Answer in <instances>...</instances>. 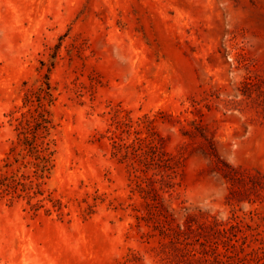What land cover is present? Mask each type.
I'll use <instances>...</instances> for the list:
<instances>
[{"label":"rangeland","instance_id":"1","mask_svg":"<svg viewBox=\"0 0 264 264\" xmlns=\"http://www.w3.org/2000/svg\"><path fill=\"white\" fill-rule=\"evenodd\" d=\"M47 77L41 170L11 150ZM133 161L176 166L162 195L206 254L141 238ZM0 176V264H264V0H0Z\"/></svg>","mask_w":264,"mask_h":264},{"label":"trees","instance_id":"2","mask_svg":"<svg viewBox=\"0 0 264 264\" xmlns=\"http://www.w3.org/2000/svg\"><path fill=\"white\" fill-rule=\"evenodd\" d=\"M34 93L33 90L26 92L25 101L27 105L33 103L32 97ZM37 97L38 104L35 106L34 110L29 109L27 112H22L19 117L15 118L17 121L16 129L18 130V141L14 143L11 152L13 154L17 144L23 145L28 154L35 158L36 161L34 165L39 168L41 167V170H45L47 169L52 154L49 149V142L45 140L51 123L46 102H52L54 99L52 86L48 81V77L41 84ZM127 147H132L134 149L135 144H129ZM153 147L155 149L151 148V151L143 150V152L142 150L137 152L138 149H135L137 160L142 163L145 168H149V164L152 163L158 164V167H162L159 162L165 160L158 152L157 145ZM125 157H127V155H125ZM135 163L136 161H133L130 164L132 168V191H138L144 199V211L135 214L137 220L136 226L141 232V238L149 242V239L160 235L168 239V242L171 243L182 238V240L185 241V253L188 256L197 257L199 253L202 255L206 254L207 250L205 246H207V242H202L201 238L198 237L196 241H198L203 248L202 250H198L193 243L189 242V237L186 234L188 232L187 230L190 229L191 222L194 220V215L188 211V208H184L185 212L183 216L178 218L176 216V210L166 205L165 198L162 195L163 192L169 191L172 187V179L174 173H176V166L172 164H163L166 175L162 174L161 179H154L153 176L141 174V172L145 171L144 168L142 166H136ZM2 176L5 178L7 177L6 175ZM2 176H0V178ZM157 183L158 185L156 186ZM29 186L32 188V183H30ZM214 223L216 231L220 234H227L228 230L234 227L229 221H218L217 218ZM144 225L147 227L146 230L142 229Z\"/></svg>","mask_w":264,"mask_h":264}]
</instances>
